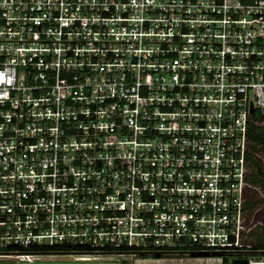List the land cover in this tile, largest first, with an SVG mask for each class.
<instances>
[{"label":"built area","instance_id":"1","mask_svg":"<svg viewBox=\"0 0 264 264\" xmlns=\"http://www.w3.org/2000/svg\"><path fill=\"white\" fill-rule=\"evenodd\" d=\"M256 112L264 0H0V264H264Z\"/></svg>","mask_w":264,"mask_h":264},{"label":"trees","instance_id":"2","mask_svg":"<svg viewBox=\"0 0 264 264\" xmlns=\"http://www.w3.org/2000/svg\"><path fill=\"white\" fill-rule=\"evenodd\" d=\"M259 113L256 112L252 118V122L250 123L248 129L249 135V152H248V160L250 166L249 179L251 181V185L260 189V192H255L251 194L249 200H253L255 202V207L248 212V219L253 216V214L259 210L263 209L262 213H264V198H262V189L264 190V124L257 123L259 118ZM261 213V214H262ZM255 247H264V238L261 237L259 240H249ZM184 252H166L159 251L153 254H145V256L149 255L153 258L165 256V255H187V256H223V261L226 262L227 257L232 258V253H222V254H204V253H195L190 252L189 254H183ZM144 256V257H145Z\"/></svg>","mask_w":264,"mask_h":264},{"label":"rangeland","instance_id":"3","mask_svg":"<svg viewBox=\"0 0 264 264\" xmlns=\"http://www.w3.org/2000/svg\"><path fill=\"white\" fill-rule=\"evenodd\" d=\"M261 195H262V198H264L263 189H262ZM243 207L247 210V213H248L255 207V202L253 200H248L244 202ZM261 216L263 217L264 213H262ZM249 219H251V217ZM245 234H246V241H249V240L257 241L261 237L264 238V226L255 225ZM104 257H107L110 261H115L117 264H133V263L136 264L137 263V261L135 260L133 261L132 256L128 254L114 253V254L104 255ZM48 259L63 261L67 259V257L54 256V257H48ZM230 262H231L230 257H227L226 262H224L223 256H219V255L218 256L165 255V256L157 257L156 259L147 255L144 257V260L142 261V263L138 262V264H230Z\"/></svg>","mask_w":264,"mask_h":264},{"label":"water","instance_id":"4","mask_svg":"<svg viewBox=\"0 0 264 264\" xmlns=\"http://www.w3.org/2000/svg\"><path fill=\"white\" fill-rule=\"evenodd\" d=\"M250 113H253V109L252 107L250 108ZM263 209H259L257 210L253 216L251 217V221L245 225V230H248L250 228H252L255 225H262L264 226V216H261ZM261 216V217H260ZM106 264H117V263H106ZM230 264H247V259L246 258H233L231 259Z\"/></svg>","mask_w":264,"mask_h":264},{"label":"flooded vegetation","instance_id":"5","mask_svg":"<svg viewBox=\"0 0 264 264\" xmlns=\"http://www.w3.org/2000/svg\"><path fill=\"white\" fill-rule=\"evenodd\" d=\"M248 218V217H247Z\"/></svg>","mask_w":264,"mask_h":264}]
</instances>
